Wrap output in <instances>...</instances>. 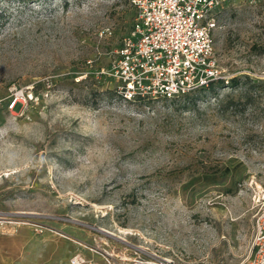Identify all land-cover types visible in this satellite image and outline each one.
Here are the masks:
<instances>
[{
  "label": "rangeland",
  "instance_id": "374dc122",
  "mask_svg": "<svg viewBox=\"0 0 264 264\" xmlns=\"http://www.w3.org/2000/svg\"><path fill=\"white\" fill-rule=\"evenodd\" d=\"M130 3L0 0V264L250 255L264 190V1L217 14L215 55L233 90L134 103L112 77Z\"/></svg>",
  "mask_w": 264,
  "mask_h": 264
},
{
  "label": "built area",
  "instance_id": "2783aa9c",
  "mask_svg": "<svg viewBox=\"0 0 264 264\" xmlns=\"http://www.w3.org/2000/svg\"><path fill=\"white\" fill-rule=\"evenodd\" d=\"M228 1L130 0L136 16L112 72L123 100H173L215 83L233 90L232 78L219 67L214 41L217 14ZM15 104L11 99L8 109ZM252 209L250 255L242 264H264V190L255 193Z\"/></svg>",
  "mask_w": 264,
  "mask_h": 264
},
{
  "label": "trees",
  "instance_id": "16d2710c",
  "mask_svg": "<svg viewBox=\"0 0 264 264\" xmlns=\"http://www.w3.org/2000/svg\"><path fill=\"white\" fill-rule=\"evenodd\" d=\"M2 18V15H1V13H0V19ZM237 82H238V80L237 79H235V78H233L232 80H231V85H232V87H235L236 85H237ZM219 87V84L218 83H215V84H212L208 89H202V90H199V92L200 91H205V90H214V92H215V90L217 89ZM138 101H140V100H138ZM138 101H136V102H138ZM15 108L16 109H18L19 107H20V104H15Z\"/></svg>",
  "mask_w": 264,
  "mask_h": 264
}]
</instances>
